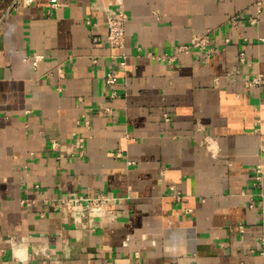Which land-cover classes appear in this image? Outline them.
Wrapping results in <instances>:
<instances>
[{
    "label": "crops",
    "instance_id": "0c3cea01",
    "mask_svg": "<svg viewBox=\"0 0 264 264\" xmlns=\"http://www.w3.org/2000/svg\"><path fill=\"white\" fill-rule=\"evenodd\" d=\"M262 143L264 0H0V264H264Z\"/></svg>",
    "mask_w": 264,
    "mask_h": 264
},
{
    "label": "built area",
    "instance_id": "2783aa9c",
    "mask_svg": "<svg viewBox=\"0 0 264 264\" xmlns=\"http://www.w3.org/2000/svg\"><path fill=\"white\" fill-rule=\"evenodd\" d=\"M126 14L123 9L116 8L106 13V40L115 47H122L124 44V21ZM209 34H194L190 41L186 44H180L177 46V53L188 52L191 49L208 51ZM243 52L239 53V59L243 60ZM37 55H34L32 64L36 63ZM108 81H111L112 77H107ZM260 81L254 80V83ZM264 150V143L260 145ZM257 175L255 178L261 180V174L259 168L256 169ZM176 200H180V194L177 191L172 192ZM117 200L118 197L112 194L104 192H84L79 194L65 195L57 198L55 206L66 211L71 215L75 222H91L93 220H101L103 218L113 219L117 213ZM26 264V263H23Z\"/></svg>",
    "mask_w": 264,
    "mask_h": 264
}]
</instances>
